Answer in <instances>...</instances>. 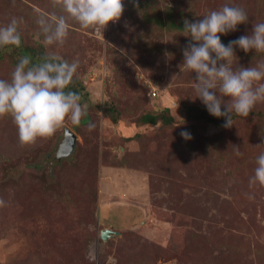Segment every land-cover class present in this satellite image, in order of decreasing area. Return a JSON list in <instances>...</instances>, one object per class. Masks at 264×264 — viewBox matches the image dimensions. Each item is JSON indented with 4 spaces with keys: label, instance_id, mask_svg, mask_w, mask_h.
I'll return each instance as SVG.
<instances>
[{
    "label": "rangeland",
    "instance_id": "obj_1",
    "mask_svg": "<svg viewBox=\"0 0 264 264\" xmlns=\"http://www.w3.org/2000/svg\"><path fill=\"white\" fill-rule=\"evenodd\" d=\"M140 1L174 7L177 21L190 22L226 3L243 8L248 22L221 35L224 45L264 22V0ZM143 13L124 0L120 20L105 29L69 21L63 45H44L79 62L73 78L84 87L85 123L66 119L54 135L21 145L12 118L0 117V264H264V186L249 187L264 152L256 147L261 120L235 116L227 128L185 120L186 108L202 103L195 74L180 70L189 37L146 23ZM41 14L61 12L52 0H0V26L23 18L22 44L43 42ZM234 51V69L264 60ZM13 59L0 60V79L10 80ZM164 107L170 126H137L143 113ZM254 110L264 114V102ZM108 111L119 114L116 124ZM64 129L76 143L57 159ZM102 229L115 234L102 241Z\"/></svg>",
    "mask_w": 264,
    "mask_h": 264
},
{
    "label": "clouds",
    "instance_id": "obj_2",
    "mask_svg": "<svg viewBox=\"0 0 264 264\" xmlns=\"http://www.w3.org/2000/svg\"><path fill=\"white\" fill-rule=\"evenodd\" d=\"M52 6L58 7L61 14H41L36 20L43 43L49 47L63 45L69 33V21H75L83 29L96 30L119 21L124 0H52ZM248 18L243 8L226 3L195 22L183 21L184 36L189 37V43L183 50L180 70L195 74L196 98L211 116L223 117L226 128L233 126L234 114L248 117L257 103L264 102V60L248 68L232 67L237 47L245 53H264V22H255L250 35L228 45L220 39L221 35L236 31L238 25L246 24ZM22 23V17H13L6 26H0V47L21 45L18 28ZM78 67V61L70 63L50 52L35 64L30 57H21L10 80L0 79V117L12 118L21 145L54 135L66 119L78 125L87 114V105H81L80 95L68 90ZM181 136L191 139L188 132H181ZM260 146L264 143L256 147ZM232 147L236 156L242 155L239 146ZM257 184L264 186V152L257 156L249 180L250 188ZM4 205L0 199V207Z\"/></svg>",
    "mask_w": 264,
    "mask_h": 264
},
{
    "label": "trees",
    "instance_id": "obj_3",
    "mask_svg": "<svg viewBox=\"0 0 264 264\" xmlns=\"http://www.w3.org/2000/svg\"><path fill=\"white\" fill-rule=\"evenodd\" d=\"M136 1L138 2L139 8L144 9L143 16L145 17L144 21L146 23H152V25L158 26L160 30H166L172 33L185 34L183 32L184 20L177 21L175 18V13H177L176 8L174 7L160 8L158 5L159 3L154 4L151 1L149 4H144L141 1L139 2V0ZM221 42L224 44V41L222 39ZM34 43H35L34 46L29 45L28 43L22 44V35H21V45L19 47L16 46L0 47V60H2L3 56L10 55L12 58H14L13 62L17 64L18 60L21 57L28 56L31 58L33 64L38 63L41 61L42 57L48 52L47 50H45L43 42H40L39 39H37ZM14 54H18L19 57H16ZM68 90L76 92L81 97L82 95L80 93L84 90V87L81 83L78 85L73 78L72 83L70 84ZM169 112L170 109L168 107L160 108L157 111H152V112L147 111L143 113V115H141L139 121L137 122V126L140 128L141 126L148 124L156 125L158 122H161V124L164 126H170L172 123H174V118L172 117V115H170ZM185 114H186L185 120L189 121L190 123L197 119L202 120L205 125H213L217 127H223L225 123V119L223 117L216 118L211 116L208 113L206 107L203 105V103H201L200 106H195V105L188 106L186 108ZM250 115L253 116L254 119L256 117L261 120V124L259 127V137H260V141L264 143V114L261 113V111H255L253 108L249 116ZM235 116L237 115L234 114L233 118ZM107 117H109L115 124L119 121V114L117 116H113L111 112L108 111ZM238 117H242V116H238ZM86 121H87V117L85 116L82 122L85 123ZM182 132H184V129H182ZM27 166H32V163H29Z\"/></svg>",
    "mask_w": 264,
    "mask_h": 264
},
{
    "label": "water",
    "instance_id": "obj_4",
    "mask_svg": "<svg viewBox=\"0 0 264 264\" xmlns=\"http://www.w3.org/2000/svg\"><path fill=\"white\" fill-rule=\"evenodd\" d=\"M76 143V135L69 129H64V134L61 143L59 144L56 157L61 159L63 157L69 156L74 149ZM112 234H115L110 229H102L99 233V238L102 241L108 240Z\"/></svg>",
    "mask_w": 264,
    "mask_h": 264
},
{
    "label": "built area",
    "instance_id": "obj_5",
    "mask_svg": "<svg viewBox=\"0 0 264 264\" xmlns=\"http://www.w3.org/2000/svg\"><path fill=\"white\" fill-rule=\"evenodd\" d=\"M150 96L152 97V98H154V97H156V93H155V91H151V93H150Z\"/></svg>",
    "mask_w": 264,
    "mask_h": 264
},
{
    "label": "crops",
    "instance_id": "obj_6",
    "mask_svg": "<svg viewBox=\"0 0 264 264\" xmlns=\"http://www.w3.org/2000/svg\"><path fill=\"white\" fill-rule=\"evenodd\" d=\"M107 174H109V175H110V173H107Z\"/></svg>",
    "mask_w": 264,
    "mask_h": 264
}]
</instances>
